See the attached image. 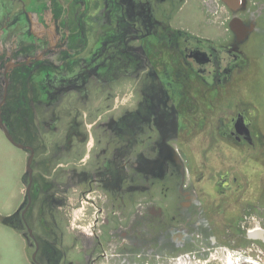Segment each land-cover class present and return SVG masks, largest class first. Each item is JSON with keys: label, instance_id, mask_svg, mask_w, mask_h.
<instances>
[{"label": "flooded vegetation", "instance_id": "flooded-vegetation-1", "mask_svg": "<svg viewBox=\"0 0 264 264\" xmlns=\"http://www.w3.org/2000/svg\"><path fill=\"white\" fill-rule=\"evenodd\" d=\"M192 2L0 0V120L26 158L13 222L32 264L63 263L60 225L84 202L96 211L94 231L101 217L109 225L131 212L157 221V242L139 245L151 258L174 255L184 237L204 233L209 197L198 185L242 191L239 170L199 165L206 156L198 147L202 137L242 157L263 156L262 107L228 91L251 56L264 58V0H231L234 11L217 0V17L216 0H200L215 36L185 25ZM234 19L243 22L237 31ZM220 95L224 106L215 105ZM168 180L175 214L164 198ZM105 257L103 250L89 264Z\"/></svg>", "mask_w": 264, "mask_h": 264}, {"label": "rangeland", "instance_id": "rangeland-1", "mask_svg": "<svg viewBox=\"0 0 264 264\" xmlns=\"http://www.w3.org/2000/svg\"><path fill=\"white\" fill-rule=\"evenodd\" d=\"M196 2L197 0L191 3V9L183 12V18L190 10L192 14L189 13L187 17L191 20L197 18L202 32L215 36L219 31L212 25L208 26L201 8L198 9L195 5ZM256 9L257 6L253 11L256 12ZM250 59L248 69L238 79L237 87L228 92L235 95L239 90L247 99L262 107L259 128L264 133V58L255 53ZM218 99L220 100H217L215 105L221 106L224 98L220 95ZM207 105L209 103L200 102V106ZM209 118L211 120L212 117ZM202 133L200 132L198 137H201ZM200 141L199 155H205L206 160L199 161V165L203 163L205 167L207 165L206 168L217 172L226 169L232 172L239 170V179L243 186L241 192L231 196L222 195L213 182L198 185L199 190L204 191V196L209 197L204 198V201L209 203L205 211L209 224L203 227L204 233L198 232L201 238L197 237L198 233L192 237L186 236L180 244L183 249L178 250L176 254L154 255L150 258L139 250V245L143 246L150 241L157 242V229H160L157 227V221L151 219L150 223H143L144 220L140 219L142 217L138 213L134 216V213L126 211L129 214L124 215L125 217L115 216L109 225L99 226L102 236L98 240L89 236L96 211L84 202L85 208L71 212V224L68 221L60 225L64 234L63 241H58V248L65 255L62 264H89L92 257H98L103 250H106L107 257L100 258L97 264H176L179 258L185 264H227L228 255L234 260L245 257L264 264V241L247 236V232L258 225L261 218L259 208H264V153L263 156L248 153L242 157L237 150L220 142V145L211 147L203 142L202 137ZM25 167V155L6 139L0 128V215L12 216L24 202ZM166 184L168 192H165L163 197L169 206L167 211L175 214L178 203L175 183L168 180ZM68 214L70 215L69 210ZM180 225L181 223H178L174 227L180 228ZM212 239L217 240L214 250L211 249ZM32 253L33 250L27 247L20 232L0 222V264H32Z\"/></svg>", "mask_w": 264, "mask_h": 264}, {"label": "water", "instance_id": "water-1", "mask_svg": "<svg viewBox=\"0 0 264 264\" xmlns=\"http://www.w3.org/2000/svg\"><path fill=\"white\" fill-rule=\"evenodd\" d=\"M236 1L239 2V0H236ZM224 2L229 6V8L231 10H233V11L235 10L236 7L233 5L231 0H224ZM241 27H243V22L240 19H234L231 22V29L233 31H237V29H241ZM0 128L4 131V133H5L6 137H7V139L9 140V142L12 145H14L15 147H17L18 145L16 144V142L13 140V138L10 136V134L4 129L1 120H0ZM28 171L30 172V162H29V165H28ZM16 214H17V212L14 215H12V216L0 215V222L5 224V225H8V226H11V227L14 228L15 225H14L13 219L16 217ZM250 237L253 238V239L254 238H258V237L260 238V237H262V235L261 234H253ZM35 256L36 255L33 256V260H35Z\"/></svg>", "mask_w": 264, "mask_h": 264}, {"label": "built area", "instance_id": "built-area-1", "mask_svg": "<svg viewBox=\"0 0 264 264\" xmlns=\"http://www.w3.org/2000/svg\"><path fill=\"white\" fill-rule=\"evenodd\" d=\"M239 2H241V0H239ZM216 5H217V7H216V17H217V15H218L217 12L219 11V4H218L217 0H216ZM259 210L261 212L259 214V216H261V218H259V222H258L257 227H255V228H253V229H251V230H249L247 232V234L249 236L253 235L256 232H261V233L264 234V208H259ZM104 223H105L104 218L101 217V222L96 226L95 231L93 230V227L90 228L89 235L90 236L94 235V236H98L99 237L101 235V231L99 229V226L103 225ZM91 237H93V236H91ZM176 261H177L176 263L179 262V264L183 263L181 258L177 259Z\"/></svg>", "mask_w": 264, "mask_h": 264}, {"label": "crops", "instance_id": "crops-1", "mask_svg": "<svg viewBox=\"0 0 264 264\" xmlns=\"http://www.w3.org/2000/svg\"><path fill=\"white\" fill-rule=\"evenodd\" d=\"M195 5H197L198 6L197 8L199 9V7H200V0H197V2H196ZM189 6H191V4L186 5L185 8H184V10H183V12H185V10H187L188 8H190ZM193 9H194V7H193ZM189 13H191L190 10H189ZM189 13H188V15H189ZM187 16H185V18H184L185 25H187L188 27L192 28L193 30L197 31L200 34H205L204 32H202V30L199 27V24H200L199 20H197V18L194 19V20H191Z\"/></svg>", "mask_w": 264, "mask_h": 264}, {"label": "bare ground", "instance_id": "bare-ground-1", "mask_svg": "<svg viewBox=\"0 0 264 264\" xmlns=\"http://www.w3.org/2000/svg\"><path fill=\"white\" fill-rule=\"evenodd\" d=\"M256 234H261L262 235L261 232H256ZM176 264H179V262L176 263ZM180 264H185V263H180ZM227 264H259V263L256 262V261H253L250 258H245V257H242L241 259L234 260L231 256L228 255Z\"/></svg>", "mask_w": 264, "mask_h": 264}]
</instances>
